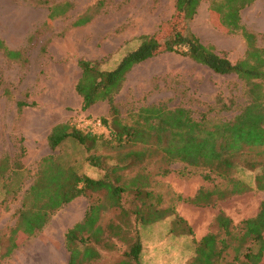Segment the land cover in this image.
Returning a JSON list of instances; mask_svg holds the SVG:
<instances>
[{
  "label": "rangeland",
  "instance_id": "1",
  "mask_svg": "<svg viewBox=\"0 0 264 264\" xmlns=\"http://www.w3.org/2000/svg\"><path fill=\"white\" fill-rule=\"evenodd\" d=\"M176 3L177 0H0V39L7 49L23 54L20 61L10 60L0 49V264H69L67 232L84 219L93 203L105 205L100 220L105 231L111 225L123 228L120 237L109 233L110 237L96 246L101 258L95 264L121 261L136 228L143 243L142 264H190L201 239L210 233L219 234L216 218L220 212L235 227L259 214L264 191L233 196L218 201L215 207L192 205L188 201L201 189L213 190L214 183L205 181L201 172L193 174L185 164H168L155 154L118 174L123 182L138 176L147 182L143 187L145 206L133 191L123 195V208L131 213L128 219L120 209L109 206L105 192L88 191L52 213L41 232L19 240V246L8 255L24 198L39 179L44 158L53 156L57 163L72 166L79 174L95 180L106 178V170L92 166L85 149L75 141H66L56 151L48 144L52 128L61 123L108 137L102 123L111 118L108 102L82 111L83 100L76 91L82 76L79 61L97 62L105 71L115 68L140 45L142 37H164L172 30L170 23L178 22ZM208 8L205 1L190 24L192 33L232 63L238 62L247 51L245 40L241 34H225ZM88 13L93 14L90 22L75 26ZM242 20L258 36V46L264 47V0H256L244 9ZM221 99L227 104L231 99L245 103L243 82L235 75H218L188 57L166 53L137 65L127 75L116 104L128 123L133 112L158 103L189 109L197 120L207 113L209 118H231L235 110H221ZM19 104L25 106L21 109ZM214 105L216 111H212ZM94 153L105 156L108 168L117 163L115 151L100 148ZM167 169L170 172L164 174ZM236 175L255 186L256 172L239 171ZM137 207H143L145 213L153 208L163 218L142 228L134 214Z\"/></svg>",
  "mask_w": 264,
  "mask_h": 264
},
{
  "label": "trees",
  "instance_id": "2",
  "mask_svg": "<svg viewBox=\"0 0 264 264\" xmlns=\"http://www.w3.org/2000/svg\"><path fill=\"white\" fill-rule=\"evenodd\" d=\"M205 1L209 4L211 16L225 34H241L245 40L247 51L238 62L232 63L192 33L190 24ZM255 2L177 0L175 20L178 22L170 23L172 30L164 37H142L140 45L127 53L115 68L105 71L97 62L79 61L82 76L76 91L83 100L82 111H88L99 102H108L111 118L102 120L108 137H99L90 130L61 123L52 128L48 144L51 150L56 151L66 141H75L85 149L87 161L92 166L106 170V178L95 180L79 174L72 166L57 163L53 156L44 158L39 179L24 198L8 255L19 246V240L41 232L52 213L88 191L105 192L109 206L120 209L123 217L128 219L131 213L123 208V195L133 191L143 203L141 205L145 206L143 187L147 182L141 176L123 182V177L118 174L144 163L155 154H160L168 164H185L193 174L201 172L205 181L214 183L213 190L201 189L194 199L189 200L192 205L215 207L218 201L233 196L252 190L264 191V47L258 46V36L242 22V11ZM88 14L80 18L75 26L88 24L93 16ZM0 49L10 60L23 59L21 52L7 49L1 39ZM166 53L188 57L218 75H235L244 84L247 100L238 103L231 99L229 104L224 99L219 100L221 110H235V115L228 119L209 118L207 113L197 120L189 109L169 108L165 103H158L133 112L131 123L125 122L116 104V96L122 91L127 75L137 65ZM19 106L22 109L25 105ZM212 108V111L217 109L215 105ZM100 148L117 152V163L106 167L105 156L94 153ZM22 152L25 154V146ZM239 171L256 172L255 186L239 178L236 175ZM169 172L167 169L164 174ZM146 196L149 197L150 193L147 192ZM142 208L137 207L134 211L137 224H142V228L163 218L153 208L149 207V213ZM104 209L105 205L101 203L91 204L84 219L68 230L69 264L97 263L101 256L96 246L102 244L106 236L109 238V233L121 236L122 227L111 225L105 231L100 225ZM216 222L219 234L210 233L201 239L190 264H264V202L259 214L244 220L240 227H235L223 212L218 214ZM142 252L143 243L136 228L128 251L115 264H142Z\"/></svg>",
  "mask_w": 264,
  "mask_h": 264
}]
</instances>
